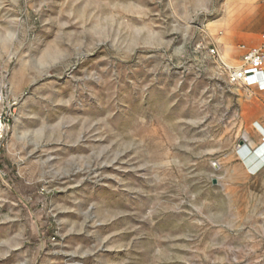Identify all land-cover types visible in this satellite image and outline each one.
Wrapping results in <instances>:
<instances>
[{"label": "rangeland", "instance_id": "374dc122", "mask_svg": "<svg viewBox=\"0 0 264 264\" xmlns=\"http://www.w3.org/2000/svg\"><path fill=\"white\" fill-rule=\"evenodd\" d=\"M227 2L0 0V264H264V92L210 53L264 0Z\"/></svg>", "mask_w": 264, "mask_h": 264}, {"label": "built area", "instance_id": "2783aa9c", "mask_svg": "<svg viewBox=\"0 0 264 264\" xmlns=\"http://www.w3.org/2000/svg\"><path fill=\"white\" fill-rule=\"evenodd\" d=\"M262 39L264 40V35ZM238 49L242 54L235 64L225 63L213 48L210 53L217 56L220 70L229 85L247 91L255 89L264 92V46L248 48L240 45ZM11 103L10 100L0 95V144L9 130Z\"/></svg>", "mask_w": 264, "mask_h": 264}, {"label": "crops", "instance_id": "0c3cea01", "mask_svg": "<svg viewBox=\"0 0 264 264\" xmlns=\"http://www.w3.org/2000/svg\"><path fill=\"white\" fill-rule=\"evenodd\" d=\"M250 1H252V3H248ZM228 2L230 5L234 3L233 9H231V11H229V13H227L225 17H222V19L218 22L219 25H226L228 23L235 22L236 18H242L244 13H246L248 9L252 8L255 4L253 3V0H228ZM232 18H234L235 20ZM230 19H232V21H230ZM259 32L260 31L257 28H254L246 32L244 34L245 36L243 37L247 38L248 36H257Z\"/></svg>", "mask_w": 264, "mask_h": 264}, {"label": "bare ground", "instance_id": "6f19581e", "mask_svg": "<svg viewBox=\"0 0 264 264\" xmlns=\"http://www.w3.org/2000/svg\"><path fill=\"white\" fill-rule=\"evenodd\" d=\"M225 59V58H224ZM258 123V122H257ZM246 125V124H245ZM261 125V124H260ZM256 124V128L258 129V131L263 135L264 137V126L263 128ZM248 128V127H247ZM249 129V128H248ZM246 130V129H245ZM249 135V134H248ZM246 140L248 139L247 134H245L244 137ZM264 139V138H263ZM262 139V142H264V140ZM248 146L254 147L253 144L251 142H249L246 147L243 148V150L241 151L240 156L242 158H244V161L246 162V164L248 165V167L250 168L251 171H255L258 169V167L264 163V145L263 147L259 150V152L257 154H251V150L249 149ZM258 151V150H257ZM235 176V175H233ZM235 180V179H234ZM243 182V181H242ZM232 189V187H231ZM230 191V190H229Z\"/></svg>", "mask_w": 264, "mask_h": 264}]
</instances>
